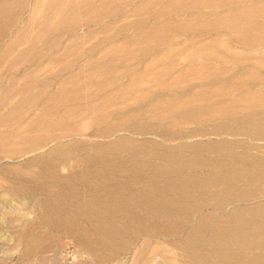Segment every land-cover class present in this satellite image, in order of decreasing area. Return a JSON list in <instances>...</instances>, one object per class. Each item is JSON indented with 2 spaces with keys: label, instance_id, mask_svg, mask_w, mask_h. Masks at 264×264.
I'll return each instance as SVG.
<instances>
[{
  "label": "bare ground",
  "instance_id": "6f19581e",
  "mask_svg": "<svg viewBox=\"0 0 264 264\" xmlns=\"http://www.w3.org/2000/svg\"><path fill=\"white\" fill-rule=\"evenodd\" d=\"M258 70L264 0H0V159L29 156L0 163L20 256L62 248L53 231L96 264H264V203L238 205L264 193L261 154L222 169L232 155L180 153L264 140ZM210 134L229 137L196 141Z\"/></svg>",
  "mask_w": 264,
  "mask_h": 264
},
{
  "label": "rangeland",
  "instance_id": "374dc122",
  "mask_svg": "<svg viewBox=\"0 0 264 264\" xmlns=\"http://www.w3.org/2000/svg\"><path fill=\"white\" fill-rule=\"evenodd\" d=\"M206 37H208V36L206 35L205 38ZM232 48H235V50L238 51L237 54H240L241 56L246 55V52H242L243 49L236 48V47H232ZM201 61L202 60L200 59L199 62H201ZM204 62H205V65L209 68H212V69L225 68L226 70H228V72L225 73V77H227V78L233 74V70L235 68L240 67V66H237L236 64H233V63L222 64L218 61H213V60H205ZM177 64L179 66H182L184 64V61L180 57H178L177 58ZM243 66H245L246 68L249 67L248 64H244ZM42 72H44V71H41V73ZM258 72L261 73L262 75H264V71L258 70ZM14 75L15 74L13 73V76ZM8 76H11V75L8 74ZM126 79L127 78L124 76V80H126ZM191 83H192V81H191ZM246 85L249 86V88L252 87V86H250V85H252L250 82H246ZM51 86H54V83ZM200 87H202V86H197L195 88L200 89ZM255 89H259L262 92H264V85L256 86ZM94 104L96 106H99L98 101L94 102ZM262 117H264V113H257L256 115L252 116V118H262ZM232 118H231V120L235 121ZM82 122L84 124V127L87 128L88 130H90L91 127L94 125L92 120H90L89 118L82 119ZM206 124L208 126H210L211 123H206ZM189 126L194 127L193 124H191ZM4 128L5 127H2V129H4ZM16 128H19V126H16ZM210 129H211V126H210ZM233 136L234 137H229L228 134H221V135L220 134L219 135L210 134L207 137H196V138H198V140H196V141L211 142V143H214V142L220 143V141H223L222 138H228L229 137L231 140L235 141V143H233L232 144L233 146H231L229 148H225L224 145H221V148H218L212 152L205 153V154L188 153V152H180V153L183 154V156H187L190 159H198V161H199V159H201L202 162L208 161L213 157L225 158L228 155H232L234 157V159L229 161L227 163V165L222 167V169L249 168L253 165L254 162H256L260 159L264 160V147H261V146H264V140L250 139L247 136L246 137L235 136V135H233ZM152 137H156L157 138L156 140L158 142H161L165 145L173 143V142H167L168 140L165 142L164 138L159 137V136L153 135ZM133 138L137 141L144 142L140 138V136H136ZM222 144H225V143H222ZM259 144L261 146H256ZM169 146H171V145H169ZM257 147H260L262 150L260 152H258L255 149H253V148H257ZM46 148H47V146L41 148V150H44ZM258 153L261 154L260 159L252 157ZM27 157H29V156H26V158ZM26 158H22L21 160L16 159L17 161H15V162L9 161L7 158H6L7 160L0 159V163L12 166L16 163L19 164V163L25 162L27 160ZM63 168L64 167H62V170L65 171V169H63ZM190 172H191V174H194V173L209 174V173L214 172V170L207 167V166H204V167L198 168V170H191ZM183 173L189 174V171L185 170ZM171 176H173V175H167V177H165V178H170ZM11 181H14V180H11L8 176L0 175V184L10 183ZM24 182L28 183L26 181H24ZM29 184H31V183H29ZM254 196L260 197V198L258 200H254L253 202H251V201L250 202H241L238 205H251V204L264 203V193H262L261 195H254ZM3 198H7V200H9L10 197L7 194H5V191H3L0 188V199H1L0 202H2ZM33 200L34 201L36 200V196H24L23 198H21L19 200L13 199V203H14V205L25 204V202H26V204H29ZM11 211L12 210L9 208L8 209L5 207L0 208V264H96V261L94 259L90 258L88 255H85V254L80 255L78 253H75L74 252L75 248L70 243L69 239L66 238L65 236H59L56 232H53V231L50 232V234L52 236L51 239L46 241L45 244L51 245L53 242L52 240L61 238L62 243H63L62 248L50 249V250H46L45 252L43 251L42 253L38 252L37 254H33V255L30 254V255H27L25 257H21L20 256V252H21L20 249L22 250L23 247H22L21 243L14 241L11 238L12 236H14L15 233H13V230L8 227V223H7V217H13ZM40 226H41V228L44 227L43 225H40ZM190 226H191V224H189V225L187 224V226L185 225L182 232H181V235H184L191 228ZM127 252H128V250L125 252L117 253V258H120L121 262L128 263L130 261L131 263L129 262V264H134L135 261H133V259L131 260V257L129 256V254ZM120 255L121 256L123 255V256L121 257ZM124 257H126V258H124ZM233 261L235 262L236 260H233ZM160 262H162V260L158 259V260H155V262L153 264L160 263Z\"/></svg>",
  "mask_w": 264,
  "mask_h": 264
},
{
  "label": "crops",
  "instance_id": "0c3cea01",
  "mask_svg": "<svg viewBox=\"0 0 264 264\" xmlns=\"http://www.w3.org/2000/svg\"><path fill=\"white\" fill-rule=\"evenodd\" d=\"M78 31H80V30H78ZM47 59V58H46ZM82 60L83 59H79V60H76V63H81L82 62ZM57 65V64H56ZM74 69L76 68V67H73ZM48 70H50V68H45V69H43V70H39V73H41V71H44V72H42L41 74H43V73H46ZM57 81H58V79H55L54 80V86L57 84ZM53 84V83H52ZM54 86H51L50 88H53ZM254 261H262V260H260V259H254Z\"/></svg>",
  "mask_w": 264,
  "mask_h": 264
}]
</instances>
